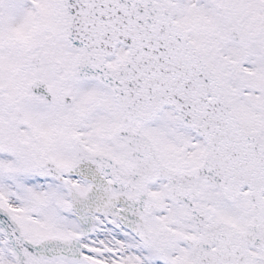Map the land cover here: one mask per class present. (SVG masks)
Masks as SVG:
<instances>
[{
	"label": "snow or ice",
	"instance_id": "snow-or-ice-1",
	"mask_svg": "<svg viewBox=\"0 0 264 264\" xmlns=\"http://www.w3.org/2000/svg\"><path fill=\"white\" fill-rule=\"evenodd\" d=\"M0 264H264V0H0Z\"/></svg>",
	"mask_w": 264,
	"mask_h": 264
}]
</instances>
